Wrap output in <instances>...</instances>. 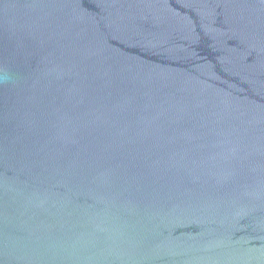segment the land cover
Masks as SVG:
<instances>
[{"label": "water", "instance_id": "obj_1", "mask_svg": "<svg viewBox=\"0 0 264 264\" xmlns=\"http://www.w3.org/2000/svg\"><path fill=\"white\" fill-rule=\"evenodd\" d=\"M0 264H264V0H0Z\"/></svg>", "mask_w": 264, "mask_h": 264}]
</instances>
